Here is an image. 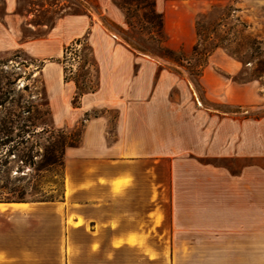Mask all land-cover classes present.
Instances as JSON below:
<instances>
[{
    "label": "crops",
    "instance_id": "1",
    "mask_svg": "<svg viewBox=\"0 0 264 264\" xmlns=\"http://www.w3.org/2000/svg\"><path fill=\"white\" fill-rule=\"evenodd\" d=\"M21 1L0 0V54L53 58L54 38L44 50L42 38L24 36ZM231 3L264 29V0H155L166 46L189 51L197 17ZM103 8L123 22L113 0ZM111 44L96 46L99 88L88 107L121 106L114 128L107 112L88 121L67 152L61 201L0 202V264H264V117L213 106L264 105L258 81H232L239 63L214 52L200 76L207 104L161 102L187 81L149 56L103 53Z\"/></svg>",
    "mask_w": 264,
    "mask_h": 264
},
{
    "label": "rangeland",
    "instance_id": "2",
    "mask_svg": "<svg viewBox=\"0 0 264 264\" xmlns=\"http://www.w3.org/2000/svg\"><path fill=\"white\" fill-rule=\"evenodd\" d=\"M113 4L122 11V23L115 22L106 14L103 0H22L20 10L28 17L30 25L23 29L24 36L42 38L44 50L46 42L54 38L58 52L53 58L47 59L33 57L23 50L0 54V103L6 108L32 106V121L38 126V130L46 128L54 131L56 141L63 139L69 143L70 135L74 139L80 138L81 145L88 121L105 112L110 127L114 128L121 106L104 103L88 107L94 101L93 98L88 99V96L99 88L100 68L96 46L107 42L113 44L108 48L105 46L103 53L143 54L159 60L162 69H170L187 81L189 88L180 84L173 89L171 99L167 95L158 94L157 100L161 102H209L200 84V76L207 66L206 54L219 41L229 45L243 60L231 57L223 48L214 51L224 59H234L239 63L240 70L232 81L239 84L258 81L264 94V74L260 73L264 72V29H251L234 4L216 5L208 13L197 17L196 23L200 20L207 39L198 53L194 52L193 47L189 51L174 50L173 54L167 50V34L165 29L161 30L159 12L154 10L152 0H113ZM32 25L39 27L35 30ZM257 39L263 41V52L259 54L249 47V43ZM198 41L197 36L196 44ZM131 44L144 52L134 49ZM87 46L93 50L95 61L86 56ZM258 75L262 77L253 80ZM67 83L74 86L70 88ZM110 92L111 90L104 89L103 96H112ZM85 95L86 100L83 99ZM131 96L137 98L138 95ZM213 106L221 113H232L240 118L264 117V105L219 103ZM153 124V128L159 132L162 130L163 119H157ZM40 141L42 145L47 144L44 138ZM95 145L99 147L100 143L95 142ZM70 149L72 148L67 152ZM67 152L64 165L55 169L37 171L36 167L28 168L21 162H12L10 187L17 192L12 195L3 192L0 196L17 199L19 191H25L27 201L42 197L61 201L65 191ZM41 159L42 157L35 158V161L40 162Z\"/></svg>",
    "mask_w": 264,
    "mask_h": 264
},
{
    "label": "trees",
    "instance_id": "3",
    "mask_svg": "<svg viewBox=\"0 0 264 264\" xmlns=\"http://www.w3.org/2000/svg\"><path fill=\"white\" fill-rule=\"evenodd\" d=\"M153 1V8L155 9V0ZM160 17V26L161 30L164 31V19L162 14H158ZM197 36L199 38L198 43L194 46V52L198 53L200 48L204 46L207 42L205 31L202 30L203 26L200 23V20L196 23ZM210 40L212 38L208 37ZM226 41L229 42L227 39ZM81 44V41H79ZM132 45V44H131ZM263 41L254 40L249 43V47L255 51L257 54L263 52ZM136 50H141L140 48L132 45ZM218 48H223L227 53L239 61H243L235 52H233L229 45L222 43L221 41L217 42L213 50L209 51L206 56L207 59L210 55L214 53ZM69 49V47H68ZM67 49V50H68ZM86 56H90L91 60L95 61V55L91 48L87 46ZM168 52L174 53L172 49L168 48ZM260 73L264 74L263 71ZM262 75H258L253 80H258ZM78 87V82H76ZM96 88L94 89V91ZM0 180L2 184L0 185V194L3 192L6 195H12L17 192V190L10 187L11 185V163L21 162L22 165L33 168L37 171L43 169H55L59 166L64 165V159L66 152L69 148H75L80 143L79 139L71 138V142L67 143L65 140H57L54 136V131H48L46 128L38 130V126L32 121L33 107L32 106H20L18 108L10 107L6 108L3 103H0ZM51 133V134H49ZM44 138L47 144L42 145L41 139ZM63 137H60V139ZM42 151V153H41ZM14 156V160H12ZM42 157L40 162H36L35 158ZM30 169V170H35ZM19 171H21L19 169ZM28 176V173L25 174ZM7 191V192H6ZM26 192L19 191V197L14 198H3L0 196V202L4 203H21V202H50L56 201L52 197H42L39 200L27 201L25 199Z\"/></svg>",
    "mask_w": 264,
    "mask_h": 264
}]
</instances>
